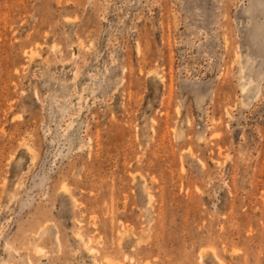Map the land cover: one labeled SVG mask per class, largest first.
Instances as JSON below:
<instances>
[{
  "label": "rangeland",
  "instance_id": "obj_1",
  "mask_svg": "<svg viewBox=\"0 0 264 264\" xmlns=\"http://www.w3.org/2000/svg\"><path fill=\"white\" fill-rule=\"evenodd\" d=\"M0 264H264V0H0Z\"/></svg>",
  "mask_w": 264,
  "mask_h": 264
}]
</instances>
